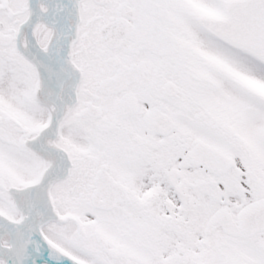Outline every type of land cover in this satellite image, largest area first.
<instances>
[{"label":"snow or ice","instance_id":"snow-or-ice-1","mask_svg":"<svg viewBox=\"0 0 264 264\" xmlns=\"http://www.w3.org/2000/svg\"><path fill=\"white\" fill-rule=\"evenodd\" d=\"M0 264H264V0H0Z\"/></svg>","mask_w":264,"mask_h":264}]
</instances>
